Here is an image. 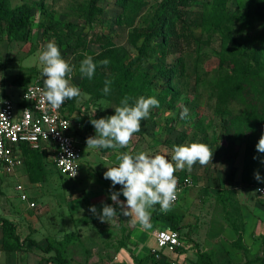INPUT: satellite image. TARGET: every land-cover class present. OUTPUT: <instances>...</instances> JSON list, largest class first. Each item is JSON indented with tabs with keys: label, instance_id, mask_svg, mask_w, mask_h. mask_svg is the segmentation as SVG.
Wrapping results in <instances>:
<instances>
[{
	"label": "rangeland",
	"instance_id": "1",
	"mask_svg": "<svg viewBox=\"0 0 264 264\" xmlns=\"http://www.w3.org/2000/svg\"><path fill=\"white\" fill-rule=\"evenodd\" d=\"M9 1L11 9L26 3L33 8L31 25L17 33L8 31L7 20L0 22V85L15 92V97L23 93V87L16 82L21 76L33 75L43 80L37 53L42 45L54 40L63 58L74 66L71 82L82 93L76 98V105L85 110L86 104L90 103L86 111L90 119L115 114L114 108L124 97L123 87L109 76L110 69L101 68L91 79L79 72L81 56L89 52L100 53L105 44L127 51L128 62H135L138 69L136 74L147 79L145 92L140 96L155 97L159 101V107L153 108L149 118L141 122V131L134 135L128 148L86 149V139L95 136L96 132L92 124L89 131L82 123L78 134L84 154L81 175L76 179L60 175L52 148L47 146L35 152L20 171L37 202L36 208L29 209L20 197H14L18 194L16 178L12 177L9 183L0 186V195L4 193L9 203L7 213L14 217L21 215L18 224L28 237L44 246L52 244L61 249L71 264H118L116 258L123 249L134 251L133 236L141 227L132 223L130 217L119 214L120 209L111 201L110 190L120 191L121 186L113 188L111 181L104 179L106 166L114 165L120 152L168 154L170 159L173 145L200 142L207 144L214 155L212 164L201 167L197 163L191 172L182 171L193 179V186L185 192L190 207L184 214L190 220L184 224L182 232H188L190 238L195 228L205 231L215 223H218L215 224L218 231L225 230L220 227L224 222L230 230L238 233L230 243V249L239 250L242 260L247 257L251 250L243 238L245 222L238 200L239 185L244 183V187H249L253 194L251 209L258 211L256 214L263 219L264 195L257 192V187L264 186V163H253V154L246 141L223 134L222 123L228 114L217 112V96L212 84L218 73L226 74L236 68L231 59L223 63L221 56L228 51L242 60L240 69L255 70L260 85L264 87V21L245 31L241 29V23L247 21L250 14L264 13V0H189L181 8L182 19L200 38L187 52L171 54L165 60L158 55L140 59L133 42L135 27L154 16L165 0ZM215 9L218 16H214ZM235 19L234 23L229 22ZM219 22L218 31L212 34L210 27ZM101 38L104 39L101 41ZM172 69L177 71L173 81L169 77ZM108 79L112 81L111 92L104 95L102 90ZM169 83H172L173 92L165 99ZM184 108L188 113L182 119ZM230 108L234 113H240L239 104ZM256 172H259L261 181L255 179ZM38 176L44 177V181L39 182ZM244 191L248 192L246 188ZM244 198H247L246 194ZM119 199L123 201L125 198L121 194ZM254 199L260 211L254 207ZM104 204L113 205L118 212L110 223L98 219ZM90 206L96 207L97 215L89 211ZM155 223L156 219L151 215L152 227ZM261 232L258 244L260 257L264 259V222H261ZM204 240L206 238L202 235L199 245ZM190 256L192 260L197 258L195 254ZM163 264L170 263L164 259ZM229 264H234L232 258Z\"/></svg>",
	"mask_w": 264,
	"mask_h": 264
},
{
	"label": "trees",
	"instance_id": "2",
	"mask_svg": "<svg viewBox=\"0 0 264 264\" xmlns=\"http://www.w3.org/2000/svg\"><path fill=\"white\" fill-rule=\"evenodd\" d=\"M124 1L123 3H125ZM188 2L189 0H165L163 6L157 10L154 16H149L143 24L135 27L133 42L138 49L140 59H147L151 55H158V58L165 60L171 54H183L188 51V48L193 47L192 44L200 37H197L193 31L189 30L190 28L185 25L181 14L182 6L187 5ZM32 12L33 8L30 4L26 3L15 9H11L9 0H0V22L2 20L8 21V31L10 33H17L19 30L29 27L31 25ZM100 12H102V9H100ZM214 16H218L216 9L214 10ZM248 17L247 21L241 23V29L244 31L249 29L250 26L254 27L255 24L264 21V13H252ZM237 19L233 22L229 20V22L234 23ZM220 23H214L210 27L209 30L212 31V34L218 31ZM102 39L104 38L100 40L102 41ZM87 55L92 56L93 61L97 63L95 72L99 73L101 68L111 70L109 76L113 77L114 81L123 87L124 96H131L134 101L145 92L147 79L142 74H136L138 69L135 67V62H128L129 56L125 49L112 48L105 44L100 53L89 52ZM84 58L85 55H82L79 65ZM105 58L109 59L110 63L107 66L100 65L99 61ZM221 58L223 63L231 59L236 66L232 72L226 74L218 73L216 80L212 84V88L217 96V112L219 114H228V118L223 120L222 132L223 134L246 141L253 154V163L260 164L264 153L257 152L256 144L262 132H264V87L260 85L255 70L240 69L243 62L237 54L226 51V53L222 54ZM176 72L175 69L169 71V77L172 78V81L175 79ZM35 79L33 75H23L16 82L23 87L24 91ZM171 84H168L165 99L167 96H171L173 92L172 88H170ZM234 104L241 106L240 113L236 114L231 110L230 107ZM86 105L87 108L83 110L82 107L77 108L76 99L68 100L65 112L74 121L84 123L89 131H91V119L88 112H86L90 108V103ZM24 147L25 162L30 157H33L35 152L41 151L40 149ZM176 173L181 176H189L182 171H177ZM60 175L63 176L62 174ZM38 181L43 182L44 177L38 176ZM154 209L153 216L155 218L170 219L172 220V224L169 229H178V223L171 213H162L158 205ZM0 225L5 229L7 246L11 245L12 248L14 246L19 247L21 235L17 222L9 218L0 217ZM35 244L38 245L36 242ZM41 248L47 252L55 251L54 256L51 257L52 259L57 258L61 264H69L61 249L52 244H48L47 246L41 245ZM202 256L204 257L205 254H202ZM261 264H264V259H262Z\"/></svg>",
	"mask_w": 264,
	"mask_h": 264
},
{
	"label": "clouds",
	"instance_id": "3",
	"mask_svg": "<svg viewBox=\"0 0 264 264\" xmlns=\"http://www.w3.org/2000/svg\"><path fill=\"white\" fill-rule=\"evenodd\" d=\"M85 58L79 65L82 76L91 79L97 69L93 57L84 54ZM39 64L42 66L43 77L42 98L54 109H59L66 100H72L82 95L81 89L72 81L74 66L63 58L60 48L55 41L42 45L37 53ZM109 59L99 61L102 66H107ZM2 77V74H0ZM111 80H105L103 94L111 92ZM2 92V89H0ZM2 100V98H0ZM131 96H124L119 106L114 108L113 115L99 119H91L96 135L86 139L87 148L124 149L128 148L134 135L141 131V122L150 116L153 108L159 107L155 97L140 96L134 102ZM188 109L184 108L181 118H186ZM256 150L264 153V132H262ZM214 152L205 143L192 142L186 145H173L170 159L168 154L139 152L135 155L130 152H120L116 156V163L109 165L103 177L110 180L112 187L120 185V191L110 190L111 201L120 209L125 217H130L132 223H138L143 230L152 227L151 215L154 207L159 205L162 213L171 211L178 198L177 171L191 172L197 163L201 167L212 164ZM255 159V157H254ZM264 163V160L261 161ZM76 175V171L72 177ZM257 181H261L259 172L254 174ZM125 198L119 199L120 195ZM89 211L97 215L95 206H90ZM118 216L116 207L104 204L102 212L98 214L101 222H112Z\"/></svg>",
	"mask_w": 264,
	"mask_h": 264
},
{
	"label": "crops",
	"instance_id": "4",
	"mask_svg": "<svg viewBox=\"0 0 264 264\" xmlns=\"http://www.w3.org/2000/svg\"><path fill=\"white\" fill-rule=\"evenodd\" d=\"M3 90L5 91V93L7 92V94L9 95H15L13 94L15 92H9L7 89L4 88ZM16 98L18 99L19 96H16ZM47 146L54 150L53 146L50 145L49 143H45L40 150L42 151L43 148ZM24 148H25L24 146L21 148V153L25 160ZM53 159H54V155H53ZM24 164L12 174H6L3 172L0 173V186L7 181L9 183L10 178L12 177L16 178L17 180H16L15 189L17 190L18 194L15 195L14 197L16 199L17 196L19 197L21 191L18 190L17 186L19 184H23L26 188L27 193L30 196V202L34 201L37 206V202L31 193L30 187L27 185L26 181H23L24 174H22L20 170L24 166ZM245 188L248 191L247 193L244 191ZM248 189L249 187L248 188L244 187V183H243L241 186L239 185V194H238L239 195L238 200L240 201V206L242 208V212L244 215L243 216L244 222H245V228H244L245 230L243 232V238L245 240V243L248 245L249 249L251 250L248 253L247 257H245L242 260V253L239 250H237L236 252L230 249L231 246L230 243L237 237L238 233L235 232L233 229L230 230V227L226 226L224 222L220 223V227H223L225 230H222L221 228L220 231H218L215 226V224L217 225L218 223H215L212 228L206 229L205 231H202L201 229L198 230L197 228H195L196 230L194 234H192L193 231L190 233L191 234L190 238H188V234H189L188 232L185 233L182 232L183 227L185 226L184 224L187 225V221L190 220L188 216H185L184 214L185 213L184 211H187L190 207V203L187 201L185 197L186 196L185 192H187L188 190L186 189L184 193H182L179 203L174 207H172L171 211L168 212L174 216L176 222L178 223L177 231L180 234L182 244L175 251L172 252L164 251L165 258L164 257L163 258L166 260V262H169L170 264H229L230 259L232 258L234 264H261L262 259L260 257L261 251L259 248L260 245L258 244V240L262 236L261 222H264V218L262 219L261 216H258L256 214L258 211L255 212L253 209H251L250 203L252 201L251 199H253L252 198L253 194L251 195L250 190ZM245 194L247 198H244ZM2 195L3 197L0 198L1 201L0 205L3 207V209L0 210V217L9 218L17 222L18 224L20 218H22L20 217L21 215H19L18 217H14L12 214L7 213L6 206H9V203L7 198L5 197V194L2 193ZM20 200L27 205V208L29 209L36 208V206L31 207L29 202L23 201L21 198ZM255 203L256 200L254 199L253 205L256 209L259 210L258 207L259 205ZM246 205H248L249 208ZM221 210L223 212V209ZM154 211L155 209L153 210V212ZM155 219H156V223L150 229L143 230L142 228H140L137 230V233L136 235L133 236V241H132L133 244L135 245L134 251L131 253L129 249L127 248L123 249L116 258L118 264H150L151 263V260L153 259V256L151 255V250L157 246L155 232L159 229H169L172 224V220L170 219H166V218H161V219L155 218ZM206 225L208 224L206 223ZM19 232L21 235V244L19 247L14 246L12 248L10 244H9L10 246H7L6 232L4 227L0 225V264H61L57 258H53V259L51 258L52 256H54L55 251L52 252L45 251L43 248H41V245L42 246L44 245L38 242L36 239H30V237H28V235L25 233V231L22 229L21 226H19ZM202 235H204L206 240H204V242H202V244L199 245L198 242L202 238ZM239 237L242 236L239 235ZM218 239H221V241ZM35 242L38 245H36ZM191 254L197 255V258L195 260L190 259ZM202 254H205V256L203 257ZM69 264L71 263L69 262Z\"/></svg>",
	"mask_w": 264,
	"mask_h": 264
},
{
	"label": "built area",
	"instance_id": "5",
	"mask_svg": "<svg viewBox=\"0 0 264 264\" xmlns=\"http://www.w3.org/2000/svg\"><path fill=\"white\" fill-rule=\"evenodd\" d=\"M42 88L43 80L36 78L17 99L5 93L0 86V173L12 174L24 164L23 146L41 149L49 143L54 148V163L58 172L76 179L81 175L84 154L78 134L82 123L66 114L68 100L59 109L52 108L42 98ZM75 171L76 175L72 177ZM175 175L180 191L173 207L179 203L182 193L193 185L191 176ZM17 188L21 191L19 197L35 207L36 203L30 202L25 186L19 184ZM257 191L264 195V186H258ZM155 237L157 246L151 250L153 259L150 264H163L164 251L172 252L181 246L180 234L177 230L159 229Z\"/></svg>",
	"mask_w": 264,
	"mask_h": 264
}]
</instances>
